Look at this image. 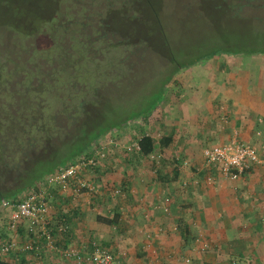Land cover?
I'll use <instances>...</instances> for the list:
<instances>
[{
    "label": "crops",
    "instance_id": "crops-1",
    "mask_svg": "<svg viewBox=\"0 0 264 264\" xmlns=\"http://www.w3.org/2000/svg\"><path fill=\"white\" fill-rule=\"evenodd\" d=\"M213 55L176 72L134 134H114L104 160L81 173L93 190L52 186L51 213L68 225L66 232H53L54 240H264V160L230 177L203 153L239 140L264 158V55ZM145 132L158 145L159 158L126 147ZM3 227L0 237L9 236ZM11 235L29 239L24 227ZM90 242L54 241L55 248H48L39 241V252L19 250L7 259L77 264L61 250ZM97 243L114 256V264H264V241Z\"/></svg>",
    "mask_w": 264,
    "mask_h": 264
},
{
    "label": "trees",
    "instance_id": "trees-1",
    "mask_svg": "<svg viewBox=\"0 0 264 264\" xmlns=\"http://www.w3.org/2000/svg\"><path fill=\"white\" fill-rule=\"evenodd\" d=\"M122 1L117 0L116 4L110 3L114 1H108V8L111 7L113 12L112 15L110 14L107 17L108 23L111 24L113 20H118L121 17L122 23L136 24V27H140L142 32L151 33L155 36V38L149 40L145 36H138L133 51L131 45L125 44L128 41H124L122 36L120 37L119 32L114 29L117 26L116 23L112 27L105 26V19L104 17L101 18V14L105 9L104 5L100 12L95 11L97 17L89 16L86 11L80 12L81 15L82 13L84 15L81 16L82 19L79 25H82V28L87 25L90 26L93 30L91 35L93 33L94 37L86 35L84 32L85 38L84 36L80 38L75 21L73 23L64 22L63 24L59 22L50 23L51 17L44 16L42 10L40 11L41 15L39 13L30 15L29 10L26 8L28 17L19 15H15L13 18L5 15L0 17V32H4L5 36L14 31L17 36L37 37V34L44 27L46 31H51L52 34L49 36L50 41H47V45L42 49L47 48L52 52L54 54L53 58L60 56L56 60L61 61L62 66L60 68L73 67L74 65L77 69L80 68L77 76L82 73L94 74L96 80H100L99 82L102 84L106 83L102 78L109 79V75H115L114 66H118L117 63H125V60L132 59V55L136 54L142 62H145V65L143 63L144 66L151 70L155 69V72H150V75L145 79L154 76L156 73L165 74L159 86L164 93L167 83L172 78L171 75H174L176 70L190 67L208 59L213 54L222 52L224 54L264 55V47L260 44L250 49H244L233 47L229 41H224L223 43L212 45L209 49L198 51L199 53L195 52L194 54L197 55L191 54L186 58L185 56L182 59L176 58L171 54L172 51L165 39L166 37L161 33L158 0H127L129 3ZM246 1L248 3V0ZM245 3V0H234L232 2L229 0H216L213 6L216 7V11L220 7L231 10L233 8L240 9ZM253 4L254 2L250 5ZM261 5H264V3H261ZM115 6L116 9H114ZM68 8L73 14L76 13L72 7L68 6ZM85 8L86 6L83 7V10ZM57 13H55L56 19ZM134 15H136V20L133 19ZM36 20L39 22L37 23ZM101 26L102 29L100 28ZM79 31L82 32V30ZM6 44L2 41L0 45L4 47ZM136 45H140V47ZM92 50L97 55H94ZM30 52L31 55L40 53L37 47L30 48ZM146 53L150 56H146ZM162 56H165V59ZM70 57H75L73 62ZM27 61L32 60L27 57ZM157 62L162 64L159 65ZM148 64L151 66H148ZM4 65V63L0 62V94L3 93L4 89L7 90L6 94L3 93L5 99L0 104V167L7 169L9 172H0V198L29 188H37L38 182L42 181L46 175L52 173L59 166L70 162L78 156L89 155L101 136L114 135L111 134L112 131L119 130L124 123L133 126L136 123L142 124L147 121L148 116L156 107L153 106L154 108L152 107L153 109L149 111L123 115L116 121L107 123L103 129L95 131L93 130L94 125L103 120L106 112L105 109H103V112L99 108L95 112H91L92 106L89 102L97 99V87L94 90L87 91V81L84 80L79 83L84 86L81 88L82 91H79L78 88L77 93L75 92L72 98L70 96L74 109L69 107L71 104L69 106L66 104L63 109L51 111L49 105L44 103L42 95H38L35 92L37 91L36 89L27 91L30 87V82L26 83V90L16 89L14 94L11 93L8 89L9 77L7 76L9 75V70L6 72ZM172 65L174 69L166 73V69ZM21 66L22 64L19 63V65H15L14 69L17 68L16 70H19ZM35 67L28 72H26L28 69H25V72L28 73L23 77L25 82L29 80L30 75L36 74L35 69L39 67L37 65ZM158 67H162L164 71H160L161 69ZM12 70L10 71L11 73L13 72ZM84 76L86 75L82 77ZM131 79L133 80V77L123 75L124 81H131ZM36 80L37 84H43L44 80L39 78ZM75 84H78V82L76 83L75 81L73 83L74 86L67 89V91H72L75 88ZM148 88L147 84L144 85L141 88L142 93ZM14 95H17L16 100H13ZM76 97L77 100L81 99L79 101L76 100V103H74ZM87 134L93 135L87 137ZM160 140L161 144L166 142L165 138ZM137 141L139 143V152L144 155L150 153L155 146L154 138L146 132L142 133L137 138ZM74 144L76 147L67 152L66 148L74 147ZM63 150L66 153H62ZM99 218L105 222L113 221L112 218L107 216H99ZM0 264H32V261H28L24 256H21L17 261L0 258Z\"/></svg>",
    "mask_w": 264,
    "mask_h": 264
},
{
    "label": "rangeland",
    "instance_id": "rangeland-1",
    "mask_svg": "<svg viewBox=\"0 0 264 264\" xmlns=\"http://www.w3.org/2000/svg\"><path fill=\"white\" fill-rule=\"evenodd\" d=\"M108 1H114L110 3L116 4L117 0ZM108 1L0 0V17L4 15L9 18H13L15 15L28 17L26 9L29 10L30 15H37L38 13L41 15L40 11L42 10L44 16L51 17L49 20L51 21L50 23L59 22L63 24L64 22L73 23V21H75L80 38H83V36L85 38V35H83L84 32L86 35L94 37L95 35L93 33L91 35V31L93 30L90 26L87 25L82 28V25H79L82 19L81 16L84 15L83 13L81 15L80 12L86 11L89 16L92 15L97 17L95 11L100 12L104 5L105 9L101 14V18L104 17L106 22L105 26L112 27L114 23H116L117 26H115L114 29L119 32L120 37L122 36L124 41H128L125 42V44L131 45L132 51L138 36H145L147 40L155 38L151 33L142 32L140 27H136V24L122 23L121 17L119 18L120 20H113L111 24H109L107 17L110 14L112 15L113 12L111 7L108 8ZM125 1L128 2L127 0H123L122 2L126 3ZM214 1L158 0L157 3L161 17V33L166 37L165 39L174 57L182 59L184 56L186 58L191 54L197 55L194 53H199L201 50L209 49L212 45H217V43H223L224 41H229L233 47H241L244 49H250L258 44L264 47V5H261V3H264V0H248V3L245 0L246 3L242 5L240 9L233 8L230 10L225 7H220L217 11L216 7L213 6ZM229 1L232 2L234 0ZM253 2L254 4L250 5ZM68 6L72 7L76 13L73 14ZM85 6L86 8L83 10ZM114 9H116V6ZM56 12H58L57 19L55 16ZM133 19L136 20V15L133 16ZM36 21L37 23L39 22L38 20ZM100 28L102 29V26ZM79 30H82V32ZM51 34L52 32L46 31L44 27L42 31L37 34V37L17 36L14 31L8 36H5L4 32H0V44L2 41L3 43H7L4 47L0 45V62L5 64L6 72L9 70V75L6 76L9 77L8 89L11 93L14 94L16 89L26 90L25 85L30 82V87L27 91L36 89L38 92H35L38 95H42L44 103L49 105L51 111L63 109L66 104L68 106L71 104L69 107L74 109L71 98L78 88L79 91H82L81 88L84 86L79 83L85 80L87 81V91L94 90L95 87H97L98 90L97 101L93 100V102H89L92 106L91 112H95L97 108L101 109L103 112V109L106 111L103 120L94 125L93 130L95 131L103 129L107 123L114 122L123 115L132 114L133 112L149 111L164 98V91H162L159 86L165 74L156 73L154 76L145 79L150 75V72L154 73L155 69L151 70L144 66L145 62H142L140 57L136 56V54L132 55V59L130 58L131 60H125V63H117L118 66H114L115 75H107L109 79L102 78L106 81L105 84L100 83L98 79L96 80L94 74L88 75V73H82L77 76V72L80 68L77 69L74 65L73 67L60 68L62 66L61 61H56L60 56L53 58L54 54L52 52L47 48L42 49L47 45V41H50L49 36H51ZM140 45L142 46V44ZM140 45L136 46L140 47ZM32 47H37L40 53L31 55L30 48ZM92 52L94 55H97L93 50ZM214 55L217 57L223 55V53L220 52ZM146 56L150 55L146 53ZM153 56H155V54H153ZM27 57L32 61H27ZM162 57L165 59V56ZM70 58L73 62L75 57ZM211 62L215 63V60L212 59ZM19 63L22 64L21 68L19 70H16L17 68L14 69L15 65H19ZM157 63L159 64V62ZM35 65L39 67L35 69L36 74L30 75L29 80L25 82L23 77L28 74L26 72L30 71ZM148 66L151 65L148 64ZM158 68L161 69L160 71H164L162 67ZM25 69L28 70L25 72ZM173 69L174 66L172 65L166 69V73ZM11 70L13 71L12 73L10 72ZM176 72L178 73L180 70H176ZM121 73L133 77V80L124 81ZM175 74L171 75L172 78H174ZM83 75L86 76L82 77ZM37 78L44 80L43 84H37ZM172 78L167 85L172 82ZM75 81L76 83L78 82V84H75V88L72 91H67V89L74 86L73 83H75ZM146 84L149 88L142 93L141 88ZM3 93L6 94L7 90L4 89ZM3 93L0 94V104L5 99ZM13 98V100H16L17 95H14ZM80 99L81 98L77 100L76 97L74 103H76V100L79 101ZM134 126L124 123L119 130L112 131L111 134H134L136 128ZM92 135L93 134H87V137H91ZM104 136L106 137L107 135ZM75 147L74 144V147L66 148V151L69 152ZM64 150L62 153H66ZM0 172L7 173L9 171L0 167Z\"/></svg>",
    "mask_w": 264,
    "mask_h": 264
},
{
    "label": "built area",
    "instance_id": "built-area-1",
    "mask_svg": "<svg viewBox=\"0 0 264 264\" xmlns=\"http://www.w3.org/2000/svg\"><path fill=\"white\" fill-rule=\"evenodd\" d=\"M115 141L116 135L101 136L89 155L78 156L59 166L38 182L37 188H29L7 197H1L0 219L2 222L0 225L8 230L9 236L0 237V240H15L11 234L17 233L21 227L25 228L28 240H40L41 238L54 240L53 232H66L68 225L65 219L55 220L51 213L50 189L52 186H58L63 190L71 188L74 192L84 189L93 190V186L81 173L94 170L106 157V146ZM126 147L139 149V143L134 139L128 142ZM203 153L208 164L218 167L224 175L230 177L243 173L252 163L264 160L259 156L258 149L254 145L239 140L207 147ZM150 155L153 158L160 157L158 145L155 144ZM38 243L39 241H27L19 246L16 241H0V258H10L19 250L25 253H37L40 248ZM45 245L48 248H55L54 241H45ZM61 255L75 259L77 264H114L116 262L114 256L97 241H91L81 247H65L61 250ZM12 260H19V256Z\"/></svg>",
    "mask_w": 264,
    "mask_h": 264
}]
</instances>
